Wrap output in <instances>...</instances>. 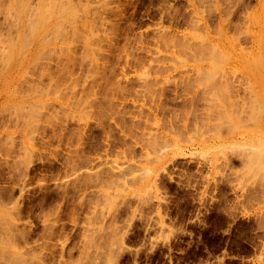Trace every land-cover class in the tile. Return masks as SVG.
<instances>
[{"label":"rangeland","instance_id":"1","mask_svg":"<svg viewBox=\"0 0 264 264\" xmlns=\"http://www.w3.org/2000/svg\"><path fill=\"white\" fill-rule=\"evenodd\" d=\"M26 1L0 0V264H264V0Z\"/></svg>","mask_w":264,"mask_h":264},{"label":"bare ground","instance_id":"2","mask_svg":"<svg viewBox=\"0 0 264 264\" xmlns=\"http://www.w3.org/2000/svg\"><path fill=\"white\" fill-rule=\"evenodd\" d=\"M25 2H27V1L25 0ZM38 2H40V0H39ZM70 2H71V1H70ZM70 2H69V3H67V1H66V3L63 2V5H61V6H64V4L68 5V4H70ZM23 3H24V2H23ZM19 4H20V3H19ZM60 4H62V3L60 2ZM22 5H23V4H22ZM66 5L64 6V8H67ZM76 5H77V4H76ZM83 5H84V4H83ZM25 6H26V5H25ZM11 7H12V6H11ZM17 7H19V6H17ZM69 7H71V6H69ZM24 8H25V7H24ZM28 8H29V7H28ZM39 8H40V7H39ZM59 8L62 9L63 7H60V6H59ZM64 8H63V9H64ZM23 10H24V9H23ZM27 10H28V9H27ZM38 10H39V9H38ZM38 10H37V11H38ZM58 10H59V9H58ZM25 11H26V10H25ZM30 11H31V9H30ZM41 11H42V10H41ZM23 13H24V12H23ZM42 13H43V12H42ZM57 13H58V11H57ZM67 13H68V12H67ZM69 13H70V12H69ZM37 15H38V14H37ZM37 15L35 14V16H37ZM66 15H67V14H66ZM19 16H20V15H19ZM40 16H41V14H40ZM50 16H51V15H50ZM33 17H34V16H33ZM37 17H38V16H37ZM51 17H52V16H51ZM51 17H50V18H51ZM19 18H20V17H19ZM39 18H40V17H39ZM45 18H47V16L44 17V19H43L44 21H47V20H45ZM73 18H74V17H73ZM73 18H72V19H73ZM35 19H37V18H35ZM41 19H42V18H41ZM47 19H48V18H47ZM59 19H60V18H59ZM74 19H75V18H74ZM74 19H73V20H74ZM80 19H81V18H80ZM48 20H50V19H48ZM73 20H72V21H73ZM78 20H79V19H78ZM82 20H83V19H82ZM82 20H81V21H82ZM41 21H42V20H41ZM44 21H43V22H44ZM72 21H71V22H72ZM25 22H26V21H25ZM30 22H31V21H30ZM36 22H37V21H36ZM43 22H41L40 25H42ZM54 22H55V21H54ZM64 22H65V21H64ZM66 22H69V20H67ZM26 23H27V22H26ZM26 23H25V24H26ZM28 23H29V22H28ZM56 23H57V22H56ZM82 23H84V22H82ZM85 23H86V21H85ZM80 24H81V23H80ZM31 25H32V24H31ZM34 25H36V24L33 23V27H34ZM67 25L69 26V23H68ZM67 25H66V26H67ZM82 25H83V24H82ZM82 25H81V26H82ZM54 26H55V25H54ZM57 26H58V27H61L59 24H56L55 27L58 28ZM72 26H73V25H72ZM72 26H71V27H72ZM75 26H77V25H75ZM75 26H74V28H72V29H75ZM84 26H85V25H84ZM51 28H52V27H51ZM90 28H91V27H90ZM90 28H89V29H90ZM16 29H17V28H16ZM31 29H32V28H31ZM53 29H55V28H53ZM62 29H63V28H62ZM76 29H77V27H76ZM76 29H75V30H76ZM35 30H36V29H35ZM55 30H58V29H55ZM31 31H32V30H31ZM50 31H51V30H50ZM53 31H54V30H53ZM58 31H60V30H58ZM67 31H68V30H67ZM71 31H72V30H71ZM18 32H19V30H18ZM35 32H36V31H35ZM55 32H57V31H55ZM59 33H60V32H59ZM59 33H58V34H59ZM62 33H64V31H63ZM71 33H72V32H71ZM34 34H35V33H34ZM53 34H55V33H52V35H53ZM64 34H65V33H64ZM77 34H78V32H77ZM16 35H17V34H16ZM56 35H57V33H56L54 36H56ZM79 35H80V34H79ZM13 36H14V35H13ZM29 36H31V35H29ZM57 36H58V35H57ZM70 36H71V35H70ZM15 37H16V36H15ZM59 37H60V36H59ZM57 38H58V37H57ZM25 39H27V38H25ZM10 40H11V39H10ZM11 41H12V40H11ZM41 43H42V42H41ZM18 54H19V53H18ZM9 55H10V54H9ZM215 62H216V61H215ZM255 152H259V150H256ZM262 152H263V151H262ZM257 154H258V153H256V156H257ZM259 155H260V154H258V156H259ZM254 156H255V155H254ZM254 156H253V159H252V160H254ZM256 156H255V158H256ZM258 156H257V157H258ZM261 156H262V155H261ZM256 159H257V158H256ZM249 164H250V163H249ZM251 164H252V163H251ZM252 166H253V165H252ZM0 240H1V239H0ZM2 241H3V240H2ZM0 243H1V241H0ZM2 243H4V241H3ZM1 245L4 246V244H1ZM17 245H18V244H17ZM16 256L18 257V255H16ZM0 257H2V255H0ZM3 257H4V256H3ZM14 257H15V256H14ZM5 258H6V257H5ZM15 258H16V257H15ZM15 258H14V260H15ZM20 258H22V257H20ZM1 259H2V258H1ZM18 259H19V258H18ZM12 260H13V259H12ZM17 261H18V260H17ZM19 261H20V260H19ZM21 261H22V260H21ZM21 261H20L19 263H22ZM15 262H16V260H15ZM9 263H10V262H9ZM11 263H12V262H11ZM11 263H10V264H11ZM24 263H25V261L23 262V264H24ZM7 264H8V263H7ZM16 264H17V263H16ZM26 264H27V263H26Z\"/></svg>","mask_w":264,"mask_h":264}]
</instances>
